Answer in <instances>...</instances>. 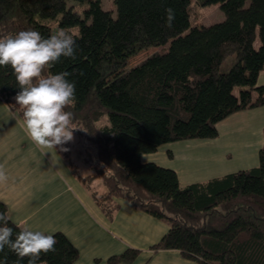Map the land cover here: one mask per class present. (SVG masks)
<instances>
[{
    "label": "trees",
    "instance_id": "trees-1",
    "mask_svg": "<svg viewBox=\"0 0 264 264\" xmlns=\"http://www.w3.org/2000/svg\"><path fill=\"white\" fill-rule=\"evenodd\" d=\"M68 0H0V36L36 30L47 38L58 29L78 44L76 59L61 57L47 72H69L76 101L71 127L87 145L79 160L92 173L83 175L69 157L75 176L112 218L130 201L169 228L152 250L176 249L193 264H264V148L255 167L182 186L177 172L142 160L163 144L214 138L217 123L241 109L264 105V0H200L219 3L223 21L192 25V0H114L117 17L101 0L86 4L84 16ZM175 11L172 28L165 9ZM169 44L116 75L129 64L130 50ZM116 75V76H115ZM20 90L10 66L0 67V100L22 117L15 105ZM100 178L104 189L93 182ZM0 212L8 214L0 200ZM10 218V217H9ZM16 232L23 229L9 219ZM56 251L38 264H77L78 247L57 231ZM7 264L17 257L5 249ZM140 250L129 247L108 258L132 264ZM4 254H0V258ZM27 264V258L21 262Z\"/></svg>",
    "mask_w": 264,
    "mask_h": 264
},
{
    "label": "crops",
    "instance_id": "crops-1",
    "mask_svg": "<svg viewBox=\"0 0 264 264\" xmlns=\"http://www.w3.org/2000/svg\"><path fill=\"white\" fill-rule=\"evenodd\" d=\"M258 82L264 84V69L259 74ZM0 111H2V120L9 118L12 124L21 125L20 115L4 100H0ZM3 122H0V165L4 166L8 181L5 185L0 184V187L5 186L8 190L6 189L4 193L0 192V199L7 204L9 217L14 222L34 231L65 233L80 251L77 264H110L108 258L120 254L116 251L128 246L139 249L140 253L143 249L138 246L148 248L147 253L150 257L145 264H150L158 257L166 262L174 257L180 261L179 264H193L191 261L187 263L180 260L187 258L179 250H152L151 246L157 243L168 229L165 231L164 226L159 228L156 222L159 218L136 208L130 201L121 199V207L112 218L107 217L96 204L91 191L77 177L71 175L70 164L67 165L63 159H60L59 152V154L55 153V156L60 164L51 161L48 165L49 173L41 181L29 178V165L22 154L20 152L15 156L7 154L9 147L14 145L18 146L17 149H11L15 152L22 148L20 147L21 131L12 126L6 130ZM217 129V137L206 139L209 145L221 146L228 140L229 144H237L239 157L244 161L242 169H249L259 164L260 150L264 147V105L241 109L230 114L217 123ZM4 138L7 139V144L3 142ZM160 147L151 154H144L142 160L167 166L154 159V156H150L158 155ZM173 151L172 149V153L166 156L168 158L170 156V159L175 161L177 155ZM224 155L227 159L230 158L226 152ZM172 169L177 172L182 186L231 173L228 171L214 177L207 175L198 177V175L194 176L195 172L192 171H186L187 176H184L179 165H174ZM72 213L78 214L75 219H71ZM49 219L52 222H49ZM44 220L49 222L48 226L42 224ZM142 240H145V244ZM102 249L106 250L105 255L98 252Z\"/></svg>",
    "mask_w": 264,
    "mask_h": 264
},
{
    "label": "clouds",
    "instance_id": "clouds-1",
    "mask_svg": "<svg viewBox=\"0 0 264 264\" xmlns=\"http://www.w3.org/2000/svg\"><path fill=\"white\" fill-rule=\"evenodd\" d=\"M175 11L165 9V26L172 28ZM78 44L74 36L58 29L47 38L32 29L15 35L0 36V67L10 66L20 90L15 105L22 110L23 127L30 140L40 149L67 151L63 145L73 140V112L66 108L76 101L75 81L68 79L69 72L52 74L61 57L75 60ZM15 118V117H14ZM8 181L3 165H0V184ZM9 216L0 212V264H7L5 249L17 257L15 264L27 258V264H38L41 254L55 252L54 235L23 228L16 232L9 226Z\"/></svg>",
    "mask_w": 264,
    "mask_h": 264
},
{
    "label": "rangeland",
    "instance_id": "rangeland-1",
    "mask_svg": "<svg viewBox=\"0 0 264 264\" xmlns=\"http://www.w3.org/2000/svg\"><path fill=\"white\" fill-rule=\"evenodd\" d=\"M200 2H201L200 0H192L191 15H190V21L192 25L206 27L211 24L221 22L225 19L226 14L221 9L219 3L202 5ZM67 5L69 7L73 6L76 10L79 11V13L82 16H84L83 10H84V7L87 6L86 4L75 1V0H68ZM101 5L103 9L111 11L113 16L117 17V14H118L117 5L114 2V0H101ZM168 47H169V44L162 45V46L145 47L141 49L133 47L130 50L129 64L125 68L121 69L116 75H127L128 69L130 68V66L135 65L136 63L140 62L145 57L151 55L157 50L167 51ZM11 109L17 112V110H14L12 107ZM1 112L2 111H0V122L4 121L3 123H5L4 126H6L5 127L6 130H9L10 129L9 127L12 126V128L15 127L16 129L21 131L22 139H21L20 147L22 148H19L15 152L11 149H17L18 146L14 145L13 147H9L7 154H13V156H15L17 152H20L22 154L21 156L23 157L24 160L27 161L29 165L28 167L29 178L37 179L38 181H41L42 178H44V176H46L49 173L48 165L51 161H54L55 164L59 165L60 164L59 159H57L55 156V153H58V152L60 153L58 154L61 155L60 159H63L67 165L70 164L69 163L70 161L67 159V157H69L71 161L73 160L72 162L78 166L81 174L87 175L93 172L91 167L83 163V161L79 160L77 156L82 151L85 152V145H87V143L84 140V138L79 133H77L75 130H73V140L63 145V148H66L67 151L61 150V146H57L55 149H40L27 136L24 130V127H23V119L18 112L17 113L20 115L21 125H18L17 123L12 124V121L9 118L2 120ZM206 139L208 138H195V139L180 140V141H176V143L169 142L160 147V151L158 155H150V156H154V159H157L159 162L167 165L166 167H169V168L174 167V165L175 166L179 165V167L181 168V172L183 173L184 176L186 175V171L195 172L194 176L198 175V177H205V175L209 177L211 176L214 177V176H217L218 174H223L228 171L236 172L242 169L244 161L239 157V154L237 152V149H238L237 144H229L228 140H226L223 142V145L221 146L220 145L211 146L208 144ZM3 142L7 144V139L4 138ZM172 149L174 150L173 153H176L177 155L175 161L170 159V156L169 158L168 156H166L172 153ZM225 152L230 156L229 159L225 157L224 155ZM147 154H151V153H147ZM161 159H164V161ZM259 159H260V156H259ZM69 170L71 172V175L75 176V174L72 172L71 166H69ZM93 186H94V189L97 190L98 192H101L104 189L103 182L100 178H97L96 180H94ZM6 189L7 188L5 186H1L0 192L4 193L6 192ZM77 215L78 214L76 213H72L71 219H75ZM49 222H52L51 219H49ZM49 222L44 220L42 221V224L45 226H48ZM156 222H158L159 228H162V226H164L165 231L169 227L168 226L169 222L166 219H162V220L156 219ZM48 234H51V233H48ZM142 242L145 244V240H142ZM136 245H140V244H136ZM145 247L146 246H138V248L143 249V250L141 251V253H139V256L132 264L147 263L150 256L147 253L148 248H145ZM127 248H129V246ZM127 248H124L123 250H117L116 252L121 253ZM98 252L101 255L106 254V250H103V249L99 250ZM160 259L161 257L155 258L153 262L151 261L150 264H179L180 263V261H177L174 257L171 259V261H167V262L165 260H160ZM180 260L186 261L187 263L188 261H191V263H194V261L188 260V259L181 258Z\"/></svg>",
    "mask_w": 264,
    "mask_h": 264
}]
</instances>
